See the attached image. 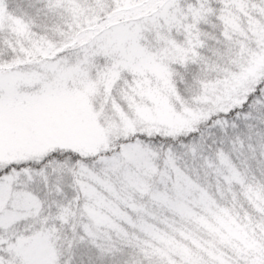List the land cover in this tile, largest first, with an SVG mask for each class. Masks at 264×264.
<instances>
[{
  "label": "snow or ice",
  "instance_id": "1",
  "mask_svg": "<svg viewBox=\"0 0 264 264\" xmlns=\"http://www.w3.org/2000/svg\"><path fill=\"white\" fill-rule=\"evenodd\" d=\"M0 264H264V0H0Z\"/></svg>",
  "mask_w": 264,
  "mask_h": 264
}]
</instances>
